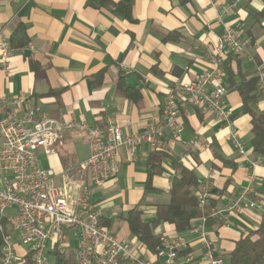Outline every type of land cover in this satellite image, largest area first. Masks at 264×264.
Returning <instances> with one entry per match:
<instances>
[{
  "label": "crops",
  "instance_id": "crops-1",
  "mask_svg": "<svg viewBox=\"0 0 264 264\" xmlns=\"http://www.w3.org/2000/svg\"><path fill=\"white\" fill-rule=\"evenodd\" d=\"M87 1L0 0V46L7 43L11 48V38L19 27L29 41L23 48L11 49L9 69L0 71V94L7 98L27 94L28 108L49 117L82 119L91 126L105 127L107 119L114 118L123 132L131 135L142 132L151 118L159 116L168 87L197 79L211 69L215 58L223 66L225 60L229 61L233 80L225 71L224 84L229 88L225 105L232 125L227 127L211 112L190 108L185 114L181 141L167 133L162 148L179 164L195 170L200 190L209 189L208 205L201 217H208L211 238L221 247L224 259L228 257L226 264H230L234 242L242 234L257 230L264 217V163L251 165L262 156L252 153L251 116L235 88L256 78V69L264 61V18L258 17L264 10V0H241L229 14L224 12L233 0H134V21L127 20L117 8H95ZM226 27L240 29L251 41L252 59L228 49L218 51ZM121 85L132 92H123ZM257 93L260 98L252 108L264 114V91L258 85ZM233 135L243 144L245 156L238 153ZM85 136L63 132L50 137V148L61 149L54 156L63 167L76 142L80 159L74 167L88 159ZM194 141L198 143L195 153L179 162L188 153L186 145ZM151 152L145 143L130 160L129 152L122 149L114 178L101 185L86 184L91 204L101 211L102 224L109 232L133 243L150 264H163V257L146 250L124 220L126 211L138 209L143 220L153 221L156 207L170 201L174 175L171 162L166 161L165 172L155 176L147 188ZM248 173L256 178L250 201L261 208L246 204L240 212H228L231 198L246 186ZM57 178L60 175L54 181ZM75 187L73 197L67 193L71 200L78 191ZM198 224L183 234H177L169 225H162L156 233L163 238L184 236L192 243L191 251L200 256ZM64 237L62 254L67 255L65 250H69L67 256L77 264L74 231L67 230ZM54 247L49 245L48 257L53 258ZM19 249L17 242V254ZM24 253L22 248L19 255ZM50 264H54V258Z\"/></svg>",
  "mask_w": 264,
  "mask_h": 264
},
{
  "label": "built area",
  "instance_id": "built-area-1",
  "mask_svg": "<svg viewBox=\"0 0 264 264\" xmlns=\"http://www.w3.org/2000/svg\"><path fill=\"white\" fill-rule=\"evenodd\" d=\"M241 0H233L225 14L231 13ZM228 49L238 56L252 59V43L237 28L226 27L219 39L218 51ZM11 48L0 46V71L9 69ZM226 72L218 58L210 70L190 82H178L168 87L165 101L157 118H151L142 132L125 134L116 119L109 118L105 127L91 126L86 121L65 116L54 118L28 108L30 97L23 94L7 98L0 94V218L7 223L8 232L3 238L0 264H21L29 257L32 264H50L49 245L58 246L63 253L64 236L73 230L78 240L75 254L77 264H150L133 243L121 241L102 224V214L91 204L87 181L101 185L114 178L119 171V156L126 149L132 160L143 144L152 151L162 147L168 133L173 140L181 141L184 123L182 112L190 108L211 112L221 123L232 125L231 113L225 99L229 88L224 84ZM256 80L264 91V61L256 69ZM63 132L85 133L89 147L88 159L66 173L68 183L78 187L73 200L65 191L53 186L56 177L52 169H42L37 153L49 145L53 135ZM241 156L245 148L233 135ZM197 141L186 145L188 153L179 162L190 158L197 150ZM264 163V156L252 161V167ZM246 186L231 198L228 212H240L244 207L261 208L250 201L255 194L256 178L247 174ZM198 211L204 213L209 201V189L195 192ZM4 226H0L3 231ZM201 255L191 251L192 243L182 235L164 237L159 254L163 264H226L221 247L211 238L208 217L203 215L197 226ZM17 242L25 250L18 256ZM184 254L182 257L181 255Z\"/></svg>",
  "mask_w": 264,
  "mask_h": 264
},
{
  "label": "trees",
  "instance_id": "trees-1",
  "mask_svg": "<svg viewBox=\"0 0 264 264\" xmlns=\"http://www.w3.org/2000/svg\"><path fill=\"white\" fill-rule=\"evenodd\" d=\"M87 4L99 8L102 5L119 9L125 18L134 21L132 11L134 0H88ZM264 18V10L258 15ZM11 49L23 48L29 44L25 31L19 27L10 41ZM225 71L229 74L231 80L233 76L229 61L223 62ZM125 93L132 92L125 85L120 86ZM239 92L243 105L251 116V133L252 138L250 145L252 153L257 156H264V114L257 113L252 106L258 102L260 95L257 93V80L253 78L235 87ZM197 109V108H195ZM198 110V109H197ZM199 111V110H198ZM181 120L185 124L187 117L182 112ZM166 161L171 162L174 170L172 183L169 190L170 201L168 204L158 205L156 207V217L153 221H145L142 218V212L138 209L129 211L124 220L127 222L131 234L137 238L146 250L153 253H159L163 237L156 233V230L162 225L174 227L177 234H183L191 230L201 219V213L198 211V198L195 192L199 191L200 181L194 169L178 163L168 151L162 147L152 151L148 157V179L147 188L152 186L153 178L165 172L164 164ZM226 190V189H225ZM212 224L211 219L209 225ZM0 256L3 245V238L8 232L7 223L4 218H0ZM52 256L54 264H73L70 256L64 255L56 245ZM230 264H264V217L257 230L242 234L234 242V248L229 254ZM21 264H32L29 257L24 258Z\"/></svg>",
  "mask_w": 264,
  "mask_h": 264
},
{
  "label": "rangeland",
  "instance_id": "rangeland-1",
  "mask_svg": "<svg viewBox=\"0 0 264 264\" xmlns=\"http://www.w3.org/2000/svg\"><path fill=\"white\" fill-rule=\"evenodd\" d=\"M77 142L75 143V150H72L71 151H68L67 153V156H69V161L67 163L66 166H62L58 160V158H55L54 154H58L59 152H56L57 150H61L59 148H50V145L46 146V147H43V148H40L38 150V153H37V158H38V163L40 165V167L42 169H52L56 175H60V178H57L55 181H53V186L55 187H58L59 189H61L62 191H65L73 197L75 195V191H76V187L74 184H70L68 186H66V183H68V177H67V171L74 167L75 165L78 164V160L80 159V156H79V150H78V147H77ZM59 146V145H58ZM68 160V159H67ZM57 162H58V166L57 165ZM67 170V171H66ZM66 171V172H65ZM65 172V173H64ZM168 198V196H166ZM73 200V199H72ZM168 202V201H167ZM128 211H126L125 213L127 214ZM120 225H122V223H119ZM22 246H20V249H19V253H18V256H22V255H19L22 251ZM65 253L68 255L70 254L71 252H69V250H65ZM225 259L228 260V257L225 256ZM48 260L50 261V263H53V258L52 257H48Z\"/></svg>",
  "mask_w": 264,
  "mask_h": 264
}]
</instances>
